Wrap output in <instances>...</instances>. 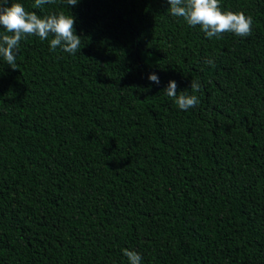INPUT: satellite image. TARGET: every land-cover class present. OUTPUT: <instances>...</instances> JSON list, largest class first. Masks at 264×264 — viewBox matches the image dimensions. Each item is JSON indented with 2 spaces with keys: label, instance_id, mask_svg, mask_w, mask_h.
Returning a JSON list of instances; mask_svg holds the SVG:
<instances>
[{
  "label": "trees",
  "instance_id": "trees-1",
  "mask_svg": "<svg viewBox=\"0 0 264 264\" xmlns=\"http://www.w3.org/2000/svg\"><path fill=\"white\" fill-rule=\"evenodd\" d=\"M7 2L81 44L0 57V264H264V0H219L252 18L219 39L167 0Z\"/></svg>",
  "mask_w": 264,
  "mask_h": 264
},
{
  "label": "clouds",
  "instance_id": "clouds-1",
  "mask_svg": "<svg viewBox=\"0 0 264 264\" xmlns=\"http://www.w3.org/2000/svg\"><path fill=\"white\" fill-rule=\"evenodd\" d=\"M54 0H34V8H43L45 4H52ZM78 0H67L68 5L75 6ZM170 5V14L183 20L192 27L200 26L208 38L219 39L226 32L234 33L239 37L251 35L252 18L243 12L222 10L219 0H167ZM75 18L63 12L38 16L36 12H29L21 3L8 4L7 0H0V26L6 34H0V57L15 69L16 52L20 42L26 36H37L41 41L50 40L51 49L60 46L63 51L75 54L80 49L81 37L74 31ZM212 63V61H206ZM154 83H159V77L151 73L147 77ZM200 83L191 80L190 88L193 93L200 90ZM166 95L172 98L181 110L193 108L199 104L198 97L188 94H177V83L170 80L164 89ZM129 264H141L139 253L123 249Z\"/></svg>",
  "mask_w": 264,
  "mask_h": 264
}]
</instances>
